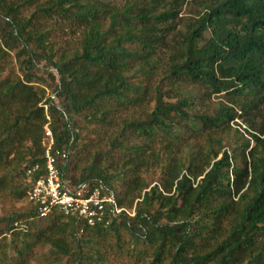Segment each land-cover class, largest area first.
<instances>
[{"label":"trees","instance_id":"1","mask_svg":"<svg viewBox=\"0 0 264 264\" xmlns=\"http://www.w3.org/2000/svg\"><path fill=\"white\" fill-rule=\"evenodd\" d=\"M46 126L132 216L40 217ZM32 263L264 264V0H0V264Z\"/></svg>","mask_w":264,"mask_h":264},{"label":"built area","instance_id":"2","mask_svg":"<svg viewBox=\"0 0 264 264\" xmlns=\"http://www.w3.org/2000/svg\"><path fill=\"white\" fill-rule=\"evenodd\" d=\"M44 129L46 136L45 174L34 181L28 193L29 200L37 205L40 217H47L52 211H61L67 215H76L88 225L94 226L104 220L107 212L109 214L125 212L133 215V211L119 207L115 195L102 185H89L88 183L68 185L63 180L52 154V134L47 126ZM37 170L39 167L35 166L32 171Z\"/></svg>","mask_w":264,"mask_h":264},{"label":"rangeland","instance_id":"3","mask_svg":"<svg viewBox=\"0 0 264 264\" xmlns=\"http://www.w3.org/2000/svg\"><path fill=\"white\" fill-rule=\"evenodd\" d=\"M200 7L196 4H190L187 5L183 8V11L181 13V16L183 17V19H187L190 17H197V13L199 12ZM57 38L59 40H68V41H76L77 40V33L75 32H69V31H65L63 33H59ZM144 109L148 110V107H145ZM247 128L245 125H241V129ZM25 204V201H22L21 203L17 204L16 207H20L23 206ZM35 264V263H32Z\"/></svg>","mask_w":264,"mask_h":264}]
</instances>
